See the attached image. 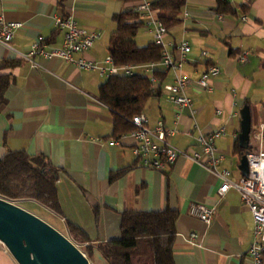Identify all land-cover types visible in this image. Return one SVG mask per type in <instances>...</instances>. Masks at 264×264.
<instances>
[{"label": "crops", "instance_id": "crops-1", "mask_svg": "<svg viewBox=\"0 0 264 264\" xmlns=\"http://www.w3.org/2000/svg\"><path fill=\"white\" fill-rule=\"evenodd\" d=\"M220 2L229 9L219 13ZM139 4L133 0H0V16L23 24L12 43L22 53L31 51L41 38L48 50L62 48L64 34L57 30L56 19L73 17L79 27L101 33L94 48L77 58L104 63L117 29L114 17L137 12ZM159 16L158 10L139 14L143 25L136 38L139 47L155 44L154 23ZM179 19L181 24L169 29L165 41L190 44L183 75L196 83L211 66L219 67L221 74L212 81L211 91L196 84L187 89L196 114L185 109L177 117L164 93L151 98L143 114L152 125L163 121L176 129L171 144L181 150H196L200 135L225 128L227 136L216 147L226 155L222 169L237 181L242 176L236 144L243 108L249 106L251 111V142L253 133L264 125V0H187ZM203 52L208 54L205 59ZM243 53H249L246 62L239 60ZM175 55L181 58L180 53ZM35 61L38 69L0 45V63L13 64L0 72L12 80L5 94L7 103L0 108V159L10 152L43 155L61 171L57 184L61 216L36 202L27 204L49 212L62 231L69 232L72 225L83 232L93 247L91 264H108L96 247L121 239L124 213L166 210L178 213L175 264L247 262L254 220L239 193L230 191L221 197V181L186 158L166 173L144 169L134 156L131 137L119 139L118 146L108 144L120 136L115 133V114L99 99L106 76L61 60L36 57ZM161 81L172 84L174 75L165 74ZM218 111L223 115L218 116ZM194 204L216 209L209 227L191 214ZM0 264H17L1 242Z\"/></svg>", "mask_w": 264, "mask_h": 264}, {"label": "built area", "instance_id": "built-area-1", "mask_svg": "<svg viewBox=\"0 0 264 264\" xmlns=\"http://www.w3.org/2000/svg\"><path fill=\"white\" fill-rule=\"evenodd\" d=\"M152 4L150 0H141L137 7V13L140 15L152 14L154 10ZM55 26L58 31L64 34L62 48L48 50L41 38L31 51L22 53L17 51L12 43L16 33L24 27L23 24L9 23L0 16V45L16 53L19 59L29 63L34 69L39 68L35 58L43 57L47 60H61L82 70L98 71L107 78L131 77L140 74L149 79L153 93L156 94L160 91L167 96L169 103L177 110V117H180L181 112L185 109H189L192 115L196 114V111L192 110V101L186 93L190 86L196 84L202 90L211 91L212 81L221 74L219 67L211 66L196 83L186 78L183 75L185 58L191 54L192 48L187 41L167 44L165 38L169 30L160 21L154 23L153 33L155 44L162 48L161 60L148 65L124 67L116 66L110 56L104 63L89 61L84 57L77 58L78 55H86L94 48L96 42L101 39L100 32H89L79 27L75 19L70 16L58 17ZM175 53H180L181 58H177ZM248 56L249 53H243L239 60L246 62ZM207 57L208 54L203 52L202 58ZM157 72L172 73L174 75L173 83L164 84ZM217 114L218 116L223 115L221 111H218ZM128 122L133 130L108 144L111 147L118 146L120 145L119 139L131 137L135 142L134 156L144 169L166 173L179 159L186 158L194 164L204 167L211 175L221 181L218 192L221 197H225L230 191H236L240 194L254 220V242L248 253V260L244 264H264V125L253 133L252 142L250 141V152L247 154L248 175H242L239 180L235 181L232 179L230 171L222 169L226 155L216 147V142L227 136L225 128L208 135H200L197 138V149L191 151L181 150L171 144V139L177 135V130L167 127L163 121L152 125L149 118L145 114H141L129 119ZM14 203L20 204L19 202ZM191 214L197 216L201 222L209 227L215 218L216 209L194 204L191 207ZM191 239H195L194 234L191 235ZM73 244L82 253H84L82 249L88 246ZM84 255L87 257L85 253Z\"/></svg>", "mask_w": 264, "mask_h": 264}, {"label": "trees", "instance_id": "trees-1", "mask_svg": "<svg viewBox=\"0 0 264 264\" xmlns=\"http://www.w3.org/2000/svg\"><path fill=\"white\" fill-rule=\"evenodd\" d=\"M186 3L187 0H159L152 4V8L159 11V21L169 30L181 24L179 16ZM225 8L229 9L228 4L220 2L219 13H223ZM114 22L117 29L111 37L109 55L116 66H142L161 60L160 46H138L136 38L143 25L137 12L118 14ZM10 67L13 64L0 63V72ZM157 75L161 80L165 78L161 72H157ZM11 82L9 76H0V108L7 103L5 94ZM160 94V91L156 94L152 92L148 78L136 74L108 78L100 88L99 99L115 114V133L121 136L133 130L128 120L143 114L147 102ZM249 152L250 148L248 151L242 150L237 142L236 153L241 159ZM60 173L43 155L10 152L0 159V197L14 202L33 201L61 216L57 189ZM177 220L178 213L170 210L124 213L121 239L100 244L96 248L108 264H175L173 249L177 237ZM68 230L74 241L81 245L89 244L85 252L91 258L93 247L87 236L72 225H68Z\"/></svg>", "mask_w": 264, "mask_h": 264}, {"label": "water", "instance_id": "water-1", "mask_svg": "<svg viewBox=\"0 0 264 264\" xmlns=\"http://www.w3.org/2000/svg\"><path fill=\"white\" fill-rule=\"evenodd\" d=\"M242 123L239 145L250 148L252 116L249 106L241 112ZM243 176L249 173L247 155L240 162ZM0 242L7 248L17 264H91L89 259L67 237L54 227L0 197Z\"/></svg>", "mask_w": 264, "mask_h": 264}, {"label": "rangeland", "instance_id": "rangeland-1", "mask_svg": "<svg viewBox=\"0 0 264 264\" xmlns=\"http://www.w3.org/2000/svg\"><path fill=\"white\" fill-rule=\"evenodd\" d=\"M14 202V201H12ZM20 204L18 206L26 209L27 211L31 212L32 214L36 215L37 217H39L40 219H42L43 221H45L46 223H48L49 225H51L52 227H54L56 230H58L60 233H62L65 237L69 238L73 243H75L78 246H83L79 243H77L76 241H74V239L71 237L70 233L67 231H62L61 229H59L57 226H55L52 223L51 218L49 217V212H47L46 210H44L43 208L33 205V204H27V201H20ZM83 252L86 254L85 252V247L82 249ZM87 255V254H86ZM87 258L89 259V261L91 260L89 258V256H87Z\"/></svg>", "mask_w": 264, "mask_h": 264}]
</instances>
